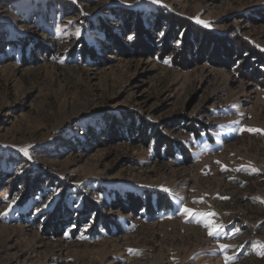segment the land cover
<instances>
[{
  "label": "rangeland",
  "instance_id": "1",
  "mask_svg": "<svg viewBox=\"0 0 264 264\" xmlns=\"http://www.w3.org/2000/svg\"><path fill=\"white\" fill-rule=\"evenodd\" d=\"M159 9L202 21L224 55L239 37L264 53V0H0V264H264L263 75L236 69L244 53L184 70L117 49L127 11ZM150 125L186 156H156ZM145 191L173 209L106 208ZM84 197L120 229L88 235Z\"/></svg>",
  "mask_w": 264,
  "mask_h": 264
},
{
  "label": "trees",
  "instance_id": "2",
  "mask_svg": "<svg viewBox=\"0 0 264 264\" xmlns=\"http://www.w3.org/2000/svg\"><path fill=\"white\" fill-rule=\"evenodd\" d=\"M264 16V11L259 13ZM128 16L123 21V29L127 35H133L134 40L129 45H124L120 41L116 40L117 49H122L124 52H133L135 54L154 56L158 53V59L162 60L167 56H171V63L181 69H189L197 62H214L212 60H219L217 55L221 57L229 56V52H233L235 55L247 54L244 59V55L240 61L239 66L236 69H241L244 75L258 78L261 74V79H264V53L257 51L254 46L249 45L247 41L242 40L240 37L235 42L238 46H235L234 51L226 50V55L223 54V48L226 49L228 43H224V39L221 36H213L212 32L204 27L199 26L197 23L191 22L186 18L177 16L171 12H167L163 9L157 10L155 14L149 15V17H143L141 14H137L134 11H127ZM166 27L162 39L159 44L155 42V36L151 34L150 29L154 28L155 32L159 33ZM202 42L199 47H195L194 41ZM179 41L178 48L174 47V43ZM216 46V47H215ZM215 51L214 54H210L211 51ZM221 50V53L219 51ZM89 52L92 51L89 49ZM214 55V56H213ZM215 58V59H214ZM253 60V61H252ZM222 65V61H218ZM254 62V63H252ZM224 63V62H223ZM149 130H152L151 134L145 128L142 133V139L144 145L147 147L150 141H153V150L156 156H165L173 158L176 154L175 148L178 152L184 156L187 154V150L180 144L170 140L167 136L159 132L156 126L150 125ZM115 135V132H112ZM175 150V151H174ZM141 195L126 193L123 197L118 194L116 197L107 204V209L117 210L125 215L128 214H140L143 212L145 217H153L157 213L168 211L173 209V203L168 195L157 192L155 194L150 191H145L143 197ZM83 212L86 215L93 216L91 227L88 230V235H99V226H102L105 232H110L113 227H117L115 221L110 216L104 215V209L101 208L96 202L84 197L82 199ZM75 228L81 226L80 219H75ZM66 222L60 220L52 222L50 218H46L42 227L44 232L55 230L56 235L62 234L64 225ZM56 227V228H55ZM74 232V231H73Z\"/></svg>",
  "mask_w": 264,
  "mask_h": 264
},
{
  "label": "snow or ice",
  "instance_id": "3",
  "mask_svg": "<svg viewBox=\"0 0 264 264\" xmlns=\"http://www.w3.org/2000/svg\"><path fill=\"white\" fill-rule=\"evenodd\" d=\"M75 2H78V0H73V3H75ZM151 2H152L153 4H157V5H159V0H151ZM197 23H203V22L200 21L199 19H197ZM205 26L207 27L208 25L205 24ZM77 35H79V32L77 33ZM161 35H163V34L161 33ZM165 62H166V61H165ZM248 131H254V130L249 129ZM162 190L165 191V192L168 191L167 189H162ZM38 211H39V209H38ZM178 212H179V214L186 215V216H188V217H191V216L194 215V214L192 213V211H191L190 209L186 208V207H181V208L178 210ZM196 215H201V216H212V215H214V214H212V213H207V214H204V213H197ZM210 225H211V221H208V222L205 223V225H204L205 227H209V228H210V230L208 231V235H209L210 237H213V236H215V235H218V234H219L218 230L212 229V228L210 227ZM223 247H226V245H225V246H222V248H223Z\"/></svg>",
  "mask_w": 264,
  "mask_h": 264
}]
</instances>
